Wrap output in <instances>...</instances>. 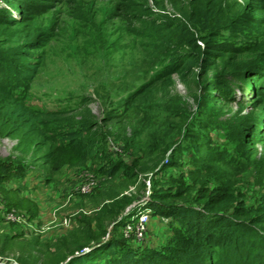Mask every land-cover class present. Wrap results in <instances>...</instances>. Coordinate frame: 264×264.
I'll return each mask as SVG.
<instances>
[{"label": "rangeland", "instance_id": "1", "mask_svg": "<svg viewBox=\"0 0 264 264\" xmlns=\"http://www.w3.org/2000/svg\"><path fill=\"white\" fill-rule=\"evenodd\" d=\"M9 2L23 10L9 9L12 22L0 15V59L17 57L36 69L26 103L61 114L51 130L87 121L86 137L96 145L85 166L47 172L33 160L28 137L25 143L20 135L0 137V163L9 166L0 184V263L61 264L69 257L66 247H93L110 237L129 247H165L177 224L147 208L163 196L195 207L228 189L247 205L264 198L261 146L248 157L233 135L238 124L259 120L262 110L213 103L177 75L171 87L152 88L136 103L137 90L164 71L171 56L190 50L187 29L200 32L205 25L194 0ZM177 2L189 13L179 14ZM261 20L244 41L264 48V15ZM10 38L19 45L10 47ZM188 132L210 139L228 152L227 160L215 162L216 148L194 151ZM110 167L122 170L110 177L104 174ZM144 210L150 213L145 238L132 239L126 225L135 226Z\"/></svg>", "mask_w": 264, "mask_h": 264}, {"label": "trees", "instance_id": "2", "mask_svg": "<svg viewBox=\"0 0 264 264\" xmlns=\"http://www.w3.org/2000/svg\"><path fill=\"white\" fill-rule=\"evenodd\" d=\"M194 1L205 25L200 32L188 27L184 40L190 50L171 56L165 70L137 90L136 103L144 101L152 88L171 87L173 76L177 75L186 85L198 86L213 103L226 107L236 103L240 110L248 107L254 113L262 110L259 120L254 116L253 121L238 124L233 135L241 139L238 151L250 157L260 145L264 154V48L255 41H244L250 30L262 26L263 5L259 0ZM2 2L0 15L14 21L9 9L20 14L22 6L9 0ZM175 10L182 16L189 13L187 5L178 2ZM19 43L10 38L7 44L17 47ZM36 72L34 66L23 65L17 57L9 61L0 59V137L20 135L22 143L28 137L33 160L47 172L62 164L85 166L96 145L86 137L90 123L51 130L50 123L61 114L31 107L25 101ZM244 90L247 99L238 101ZM185 137L194 151L216 148L210 139L200 141L194 132ZM215 155V162L229 156L219 149ZM8 170V165L0 163V184L5 179L2 173ZM121 170L110 167L104 174L113 177ZM167 199H154L149 203L151 209L147 207L152 216L163 215L177 224L172 226L174 233L165 247H129L123 238L110 237L82 254L74 255L82 250V245L66 247L65 255L72 257L63 264H264V198L247 205L228 189L210 194L196 207L183 202L167 203Z\"/></svg>", "mask_w": 264, "mask_h": 264}, {"label": "built area", "instance_id": "3", "mask_svg": "<svg viewBox=\"0 0 264 264\" xmlns=\"http://www.w3.org/2000/svg\"><path fill=\"white\" fill-rule=\"evenodd\" d=\"M82 190L85 191L86 188L83 187ZM149 218H150V213L147 210H144L142 213L137 215L136 222L134 223L135 226H132L129 223L126 225V229H125L126 235L131 236V238L135 240H143L145 238V234L147 230L146 224L148 223Z\"/></svg>", "mask_w": 264, "mask_h": 264}, {"label": "water", "instance_id": "4", "mask_svg": "<svg viewBox=\"0 0 264 264\" xmlns=\"http://www.w3.org/2000/svg\"><path fill=\"white\" fill-rule=\"evenodd\" d=\"M95 246H96V245H95ZM93 247H94V246H93ZM91 248H92V247H85V248H83L80 252H76L74 255L85 253V252L89 251ZM70 257H72V256H69L66 260H68ZM61 264H63V263H61Z\"/></svg>", "mask_w": 264, "mask_h": 264}]
</instances>
